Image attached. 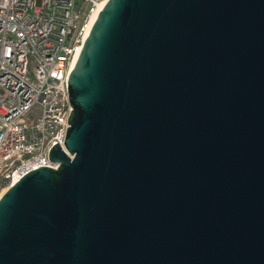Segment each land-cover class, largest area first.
I'll use <instances>...</instances> for the list:
<instances>
[{"label": "water", "instance_id": "obj_1", "mask_svg": "<svg viewBox=\"0 0 264 264\" xmlns=\"http://www.w3.org/2000/svg\"><path fill=\"white\" fill-rule=\"evenodd\" d=\"M67 84L0 264H264V0H106Z\"/></svg>", "mask_w": 264, "mask_h": 264}, {"label": "built area", "instance_id": "obj_2", "mask_svg": "<svg viewBox=\"0 0 264 264\" xmlns=\"http://www.w3.org/2000/svg\"><path fill=\"white\" fill-rule=\"evenodd\" d=\"M106 0H0V185L57 167L70 112L67 78Z\"/></svg>", "mask_w": 264, "mask_h": 264}, {"label": "rangeland", "instance_id": "obj_3", "mask_svg": "<svg viewBox=\"0 0 264 264\" xmlns=\"http://www.w3.org/2000/svg\"><path fill=\"white\" fill-rule=\"evenodd\" d=\"M4 188H6L5 185H4V186L0 185V192H1Z\"/></svg>", "mask_w": 264, "mask_h": 264}, {"label": "bare ground", "instance_id": "obj_4", "mask_svg": "<svg viewBox=\"0 0 264 264\" xmlns=\"http://www.w3.org/2000/svg\"><path fill=\"white\" fill-rule=\"evenodd\" d=\"M5 189V188H4ZM4 189L0 192V194L4 191Z\"/></svg>", "mask_w": 264, "mask_h": 264}]
</instances>
